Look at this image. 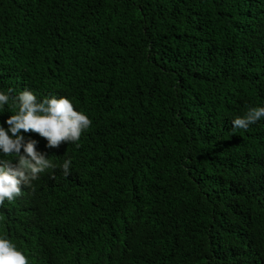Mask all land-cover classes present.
Instances as JSON below:
<instances>
[{
    "label": "trees",
    "instance_id": "trees-1",
    "mask_svg": "<svg viewBox=\"0 0 264 264\" xmlns=\"http://www.w3.org/2000/svg\"><path fill=\"white\" fill-rule=\"evenodd\" d=\"M24 87L92 121L24 133L56 165L0 205L29 264H264V118L231 125L264 105V0H0Z\"/></svg>",
    "mask_w": 264,
    "mask_h": 264
},
{
    "label": "clouds",
    "instance_id": "clouds-1",
    "mask_svg": "<svg viewBox=\"0 0 264 264\" xmlns=\"http://www.w3.org/2000/svg\"><path fill=\"white\" fill-rule=\"evenodd\" d=\"M10 113L0 122V205L11 202L47 169L56 165L37 149L38 141L25 138L24 133H37L46 141L45 147H57L61 142L76 143L91 125L89 116L76 109L66 96L42 97L28 87L13 92L0 88V115ZM264 118V105L249 106L242 115L231 120L233 131L247 129ZM23 130V132L21 131ZM72 161L64 159L59 165L70 174ZM0 264H29L28 257L6 235L0 234Z\"/></svg>",
    "mask_w": 264,
    "mask_h": 264
}]
</instances>
